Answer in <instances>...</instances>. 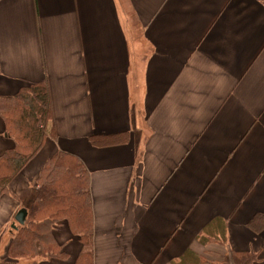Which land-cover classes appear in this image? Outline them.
Masks as SVG:
<instances>
[{"label":"crops","instance_id":"crops-1","mask_svg":"<svg viewBox=\"0 0 264 264\" xmlns=\"http://www.w3.org/2000/svg\"><path fill=\"white\" fill-rule=\"evenodd\" d=\"M40 83L52 117L0 194V261L64 153L87 174L92 264H264V0H0V99ZM15 147L0 116V158ZM54 238L64 257L36 264H76L67 223Z\"/></svg>","mask_w":264,"mask_h":264},{"label":"trees","instance_id":"trees-1","mask_svg":"<svg viewBox=\"0 0 264 264\" xmlns=\"http://www.w3.org/2000/svg\"><path fill=\"white\" fill-rule=\"evenodd\" d=\"M0 116L7 135L16 144L14 150L0 158V194H3L10 180L43 144V127L52 117L46 84L29 85L11 99H0ZM89 140L97 144L93 137ZM37 185L26 223L15 225L17 229L12 231L6 257L0 264H36L38 259L64 257L54 232L66 223L84 248L76 264H92L89 185L81 162L71 155L58 153L42 169ZM249 226L264 227V216L255 217ZM242 256H246V264H254V256Z\"/></svg>","mask_w":264,"mask_h":264},{"label":"water","instance_id":"water-1","mask_svg":"<svg viewBox=\"0 0 264 264\" xmlns=\"http://www.w3.org/2000/svg\"><path fill=\"white\" fill-rule=\"evenodd\" d=\"M27 215L28 213L26 209H20L14 217V224L23 226L26 222ZM12 229L16 230L17 228L15 227V225H12Z\"/></svg>","mask_w":264,"mask_h":264},{"label":"rangeland","instance_id":"rangeland-1","mask_svg":"<svg viewBox=\"0 0 264 264\" xmlns=\"http://www.w3.org/2000/svg\"><path fill=\"white\" fill-rule=\"evenodd\" d=\"M32 191V193H34V189H32L31 190ZM32 193H31V195H30V197L28 198V199H26L23 203H22V207H23V209L24 208H26V207H28L29 205H30V202L32 201V197H33V195H32ZM11 228V229H10ZM10 228H6L4 231H3V234L4 233H7V232H12L13 231V229H12V225H10ZM21 263H23V262H25V260H21L20 261Z\"/></svg>","mask_w":264,"mask_h":264}]
</instances>
